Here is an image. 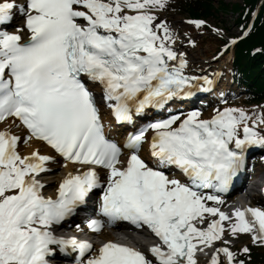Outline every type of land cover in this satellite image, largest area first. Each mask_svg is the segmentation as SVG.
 Masks as SVG:
<instances>
[{"label":"snow or ice","instance_id":"snow-or-ice-1","mask_svg":"<svg viewBox=\"0 0 264 264\" xmlns=\"http://www.w3.org/2000/svg\"><path fill=\"white\" fill-rule=\"evenodd\" d=\"M169 3L0 0V27L14 15L24 17L16 31L0 30V123L6 125L0 130V264H49L57 249L77 253L79 264H198L197 253L207 256L205 249H212L209 264H248L251 249L233 251L226 236L246 234L264 247V207L231 214L220 207L221 194L245 166L246 150L264 147V108L217 107L209 118L199 109L177 111L128 132L122 141L106 134L111 125L92 85L102 89V100L121 125L134 124L149 108L160 110L214 87V75L186 74L187 53L177 47L181 34L160 16ZM255 16L249 10L247 19ZM186 23L210 28L224 41L214 59L237 43L205 20ZM253 27L242 26L243 35ZM13 126L26 129L23 139ZM33 140L62 157L63 167L76 166L55 196L45 195L41 174L57 163L56 155L22 152L20 145ZM94 189L102 192V218L89 220L88 228L99 233L117 221L147 228L160 241L148 249L151 258L112 240L92 254L90 242L54 233L53 226L73 216Z\"/></svg>","mask_w":264,"mask_h":264},{"label":"trees","instance_id":"trees-1","mask_svg":"<svg viewBox=\"0 0 264 264\" xmlns=\"http://www.w3.org/2000/svg\"><path fill=\"white\" fill-rule=\"evenodd\" d=\"M242 2L229 7L222 4L219 7L214 5L212 0H179L181 10L194 19H208L219 11L238 13L237 23L245 26L248 22L247 14L249 10L254 11L261 0H241ZM259 49L255 57L251 56V51ZM236 70L244 79L250 83L260 98L253 99L254 102H261L264 99V2L260 9L254 29L249 37L242 41L236 48ZM254 258L253 264H263L262 255H251ZM260 257V259H258ZM257 260V261H256Z\"/></svg>","mask_w":264,"mask_h":264},{"label":"rangeland","instance_id":"rangeland-1","mask_svg":"<svg viewBox=\"0 0 264 264\" xmlns=\"http://www.w3.org/2000/svg\"><path fill=\"white\" fill-rule=\"evenodd\" d=\"M214 4L216 7L221 6L222 4L228 5L231 7L232 5H236L241 3V0H213ZM160 16L162 18H166L167 21L172 24V26L175 28V30L179 32H186L189 35H191L192 39L195 40V46H189L186 45L184 48L187 47H196L199 52V59L203 60L210 66L211 69V63L207 62L205 60H211L214 59L215 53L223 46L224 41L219 39L214 32L210 28L205 27L202 30H198L195 27H190L186 23V16L181 15L179 13H174L169 10H165L160 13ZM238 19V14L236 13H230V12H222L219 11L213 15L210 19H208V24L211 25L213 28H219L222 29L225 33H227V36L229 38L233 37H238L239 36V28L237 26L236 20ZM192 29V32L188 29ZM194 36V38H193ZM200 50V51H199ZM184 51V50H183ZM225 62V61H224ZM222 62V64H224ZM221 65V64H220ZM208 66L206 69H208ZM224 65H223V71L224 72ZM209 71V70H208ZM229 105H234L236 107H242L248 110H252L253 108H264V105L260 106H252L249 105L247 98H236L233 100H230L227 102ZM233 106V107H234ZM62 170L59 169L57 171L60 173ZM103 238V237H102ZM107 237L104 236L103 239ZM231 239V244L229 245L233 251H238L240 248L243 246H248V245H253L250 242V237H241L239 236L238 238H232L228 237ZM98 240V239H97ZM144 242H151V239L147 236H144L143 238ZM255 246V245H254ZM207 253L211 255V250H206ZM200 255V254H199ZM202 263V261H200Z\"/></svg>","mask_w":264,"mask_h":264},{"label":"bare ground","instance_id":"bare-ground-1","mask_svg":"<svg viewBox=\"0 0 264 264\" xmlns=\"http://www.w3.org/2000/svg\"><path fill=\"white\" fill-rule=\"evenodd\" d=\"M10 31L14 32V31H16V29L10 30ZM177 32L181 34V41H178L177 47L179 48V50H181V51L184 50V52L187 53V58L189 61L188 66L185 69L186 74L187 75H194V76H202V75L208 74L209 76H211L214 73H216V77L221 76L224 64H221L219 66V69H217V71H208V70H210V68L206 69L208 64L206 62H204L203 60H201V58L199 59L200 54H199L198 49L196 47L184 48V46L188 45L187 39L184 38V36H183V33H186V32H179V31H177ZM22 35L25 38H27L28 34L24 32V33H22ZM189 36L191 37V35H189ZM189 46H191V45L189 44ZM224 88L226 89V86ZM5 127H6V125L0 126V129H4ZM41 146L42 145L40 143H35V142L29 143L26 146V150L23 152L25 154H27L28 152H30L34 149L41 148ZM49 167L51 169V173L46 175L44 178V180L46 181L47 190H50L53 187V185L55 184V182L60 180L62 175L66 174L69 170H75V167H73L71 165H68L67 168L63 167L62 163H60L59 161H57V163H55ZM59 169L62 170L60 173L57 172V171H59ZM255 182L256 183H253L251 185L250 190H248V188H247L246 191H244L242 194L238 195L236 198L233 199V205L236 208H240V206L245 202V198L249 197L250 194H253L256 192V190L258 188V184H257L258 181H255ZM144 236H147V235H145L142 232L130 233L131 239L137 243L143 242V244H146V243H144V240H143ZM105 239L108 240V238H105ZM199 260H201V259H198V264H209L208 259L202 263Z\"/></svg>","mask_w":264,"mask_h":264}]
</instances>
